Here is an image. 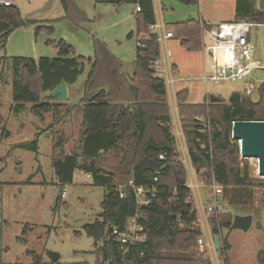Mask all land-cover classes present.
Segmentation results:
<instances>
[{"label": "trees", "instance_id": "obj_1", "mask_svg": "<svg viewBox=\"0 0 264 264\" xmlns=\"http://www.w3.org/2000/svg\"><path fill=\"white\" fill-rule=\"evenodd\" d=\"M61 1L66 17H71L69 0ZM96 1L138 5L135 30L127 37L135 35L142 45L136 44L131 72L125 74L124 80L117 77L121 87L109 82L116 89L109 92L113 97L100 88L81 100L83 131L78 146L65 153L64 140L58 137L51 150L55 178L62 185L70 184L74 172L80 170L90 174L94 184L106 189L100 214L83 226L84 233L93 239L91 253L97 256V264H212L205 251L198 249L197 239L202 232L186 183V169L178 158L170 130L166 83L151 76L150 64L159 57L156 34L149 30V25L155 23L152 0ZM236 13L250 22L264 24V10L256 7V0H237ZM29 22L22 18L17 6L0 3V45L13 30ZM173 31L184 49H201L197 20L177 22ZM54 43V58H10L12 65L9 63L8 68L16 77L12 81L15 111L30 103L31 111L40 118L48 112L53 116L60 114L67 103L44 100L42 94L50 93L62 81L68 87L73 84L87 60L91 68L84 84L85 94L99 84L96 82L106 74V69L112 75L122 73L120 63L101 43L94 44L92 60L74 55L71 45L62 39ZM257 93V100L241 97L238 104L192 103L187 101V88L175 94L191 163L206 184L222 186V198L228 207L264 208V178H252L247 170L241 171L237 142L231 138L232 122L264 120V81L257 86ZM206 113L211 120L209 133L201 131V124L190 123L195 115ZM31 143L36 149V140L15 146L29 147ZM130 180L145 189L149 203L137 205L133 188L128 185ZM218 214L207 218L213 235L219 234L222 225ZM133 217L141 228L139 238L133 244H121L112 235V229L125 231ZM219 242L222 254L227 244L220 238ZM263 254L259 253V258ZM53 264L62 263L57 260Z\"/></svg>", "mask_w": 264, "mask_h": 264}, {"label": "rangeland", "instance_id": "obj_2", "mask_svg": "<svg viewBox=\"0 0 264 264\" xmlns=\"http://www.w3.org/2000/svg\"><path fill=\"white\" fill-rule=\"evenodd\" d=\"M10 1L19 8L22 18L30 22L13 30L4 45H0V264H53L51 252L58 254V263L97 264V256L91 253L93 239L84 233L83 226L93 222L100 214L106 189L94 184L91 175L80 170L74 172L72 183L60 184L51 164V150L58 137L64 140L65 153L75 150L83 131L79 108L81 100L100 88L112 96L110 93L116 89L110 87L109 82L114 81L121 87L117 77L124 80L125 74L131 72L136 57L137 37L128 38L127 34L135 28V5L127 2L114 4L110 1L69 0L71 17L67 18L61 0ZM227 1L237 4V0H194L188 4L180 0H162L163 24L173 29L176 21L183 20L178 19L179 12H176L182 8L195 10L191 16L198 19L199 4L202 14H226ZM230 20L235 21V18ZM39 26L43 27L38 29ZM61 39L71 45L74 55L84 56L86 60L94 58V44L101 43L120 63V72L124 74L118 71L112 75L106 69V74L100 75L96 82L99 84L85 94L84 84L91 68L87 60L77 80L69 86L67 104L60 114L53 116L48 112L41 119L31 111L30 103L22 104V108L15 111L12 81L16 77L8 68L9 63L12 65L10 58H33L36 61L41 57L54 58L57 56L54 42ZM250 39L256 45L253 58L260 65L249 75L250 80L256 83L250 95L244 93V83L205 82L202 76L210 75L211 71L207 56L200 49L188 51L176 37L168 39L166 49L159 40L161 62L167 58L166 52L169 51V63L176 64L170 72L175 81L172 86L166 84L169 111L179 87L188 89L187 101L192 103L202 102L206 94H213L222 98V103L229 104L228 97L233 92L257 100V86L264 81V26H252ZM163 66L167 68V63L163 62ZM48 94L43 93L41 98L55 101L49 99ZM203 102L207 104L208 97ZM204 122H207V129L210 130L211 120L207 113L195 115L190 123ZM47 130L52 133L46 134ZM6 131H9L8 135ZM33 140H36V149L32 148L34 143L29 147L15 146ZM237 152L241 171L247 170L250 177L260 178L257 175V161L241 158L239 148ZM99 162L102 164L101 160ZM203 182L206 184L205 180ZM62 191L65 192L64 197H61ZM200 194L193 195V198L204 236L207 217L213 212L205 211L211 202H203ZM237 215L252 217L247 230L231 228ZM218 216L222 223L218 236L227 244L225 252L221 254L220 249L215 248L214 241L211 247L208 244L202 250L198 248L205 251L211 263L264 264V254L262 258L258 256L264 252V208L227 206ZM135 227L131 223L129 232L135 231ZM75 231H80V234H75Z\"/></svg>", "mask_w": 264, "mask_h": 264}, {"label": "built area", "instance_id": "obj_3", "mask_svg": "<svg viewBox=\"0 0 264 264\" xmlns=\"http://www.w3.org/2000/svg\"><path fill=\"white\" fill-rule=\"evenodd\" d=\"M1 3L9 5L10 1L2 0ZM135 9L139 11L140 7L136 5ZM256 25L257 24L245 20L220 23L215 26L209 25L206 22H200L202 49L207 54L211 71L210 75L204 74L203 80L205 82L211 81L215 84L239 82L244 83L243 90L245 94L250 95L254 91L256 83L250 80L249 75L254 69L259 68L260 65H258V62L253 58L256 45L250 39V30L252 26ZM149 30L156 34L158 44L159 40L163 42V40L174 37L173 30L166 27L165 24L152 23L149 25ZM141 38H143V36ZM136 44L139 46L142 45L139 40H137ZM166 55L167 58H163V62L167 63V68L163 66V62H161L158 57L150 64V69H152L151 76L153 78L163 79L166 84L172 86L175 80L170 74L172 66L168 61V57H170L169 51L166 52ZM166 70H168V74H166ZM206 97L209 99V95H206ZM199 124L203 127L201 131L209 133L207 122ZM159 158H162V155H159ZM154 180L156 181L157 178H154ZM128 185L133 188L138 206L149 203V198L145 195V189L142 186H135L131 180L128 181ZM209 189V201L211 204L206 206L205 211L208 213H219L224 211L227 208V203L222 198V186L212 182L209 184ZM64 196L65 192L62 191L61 197ZM131 223L137 226L135 224V217L131 219ZM131 223H129L125 231H120L115 227L112 229V235L116 237L119 243L133 244L136 239L139 238L138 232L141 228L137 226L134 228L135 231L130 233L128 229ZM197 245L200 250L205 247V243L201 237L197 239ZM219 264L224 263L220 262Z\"/></svg>", "mask_w": 264, "mask_h": 264}, {"label": "crops", "instance_id": "obj_4", "mask_svg": "<svg viewBox=\"0 0 264 264\" xmlns=\"http://www.w3.org/2000/svg\"><path fill=\"white\" fill-rule=\"evenodd\" d=\"M8 1H10V0H8ZM193 1L194 0H191L190 2H193ZM1 2H2V0H0V3ZM10 3H12V2L10 1ZM152 3H153V9H154L155 23L163 24L164 13H162V10H164V7H163L162 0H152ZM183 3H185V2H183ZM186 4H188V3H186ZM226 7L228 8L226 14H220L219 13L217 15H213V14H208L207 13L205 15V14L201 13V8H200V4H199V7H198L199 18L198 19L193 17V16H191V13H194L195 10L183 9L182 8L179 11H176V12L177 13L179 12L178 19H183V20H178L175 23L182 22V21H185V20H188V19H195V20H197L199 22V24H200V22H205V21L207 22L208 21V24L209 23L210 24H214L212 26H215V25H218L220 23L237 22V20H236L237 17H240L243 20H245L242 16H240V15H238L236 13L235 1H233L232 3L227 1ZM256 7H257V3H256ZM135 8H136V5H135ZM135 8H134V14L136 12ZM172 10H174V9H172ZM186 15H189V16H188V18L184 19L183 17H185ZM232 18H235V21H231L230 19H232ZM245 21H248V20H245ZM255 24L264 26V24H259V23H255ZM134 30H135V28H134ZM134 30H131L129 32H132ZM167 41H168V39L167 40H163V44L165 45L166 49H167ZM160 47L161 46L159 45V48ZM200 50L203 53H205L202 48ZM205 55L207 56L206 53H205ZM207 60H208V58H207ZM173 65L176 66L175 63L171 62V66H173ZM171 69H173V67ZM169 71H170V69H169ZM204 71H205V67H204ZM171 72H172V70H171ZM202 78H203V76H202ZM68 88L69 87L67 86V98H68V93H69ZM181 88H185V87L177 88L175 93H174V96H173V105L171 107V111H170V114H169L170 115V121H171L170 122V124H171V129L170 130H171V133L175 137L176 151L178 153V158L182 161V163L184 164L185 169H186V173H187L186 183H187L188 187L191 189L192 201L194 203L193 195L196 194V196H198L201 193L200 195L202 196V201L205 202V201L210 200V197H209L210 196L209 185L208 184H204L202 179L198 176L196 169L194 168V166L191 163V160H190V157H189V153H188L186 137L184 135L182 122H181V119H180V115L178 113V107H177L175 94ZM206 95H209V94H206ZM206 95L204 96L202 102L205 100ZM125 103H126V101H124V104ZM50 132L51 131L47 130L46 134H50ZM73 176H74V174H73ZM206 227H207V232L204 233V236L201 235L202 236L201 238H202L203 242L205 243V246L209 244V246L211 247V243L213 241L214 235L211 233V229H210L208 221L206 223ZM222 262L225 263V264H228L226 261H222Z\"/></svg>", "mask_w": 264, "mask_h": 264}, {"label": "water", "instance_id": "obj_5", "mask_svg": "<svg viewBox=\"0 0 264 264\" xmlns=\"http://www.w3.org/2000/svg\"><path fill=\"white\" fill-rule=\"evenodd\" d=\"M189 3L191 0H181ZM257 8L264 10V0H257ZM237 21L243 19L237 17ZM48 98L57 102H65L67 100V85L62 81L48 94ZM241 101V94L233 92L228 97L229 104H238ZM210 103H221L223 99L210 94ZM231 138L238 143L239 154L241 158H253L257 161V175L264 178V120H236L231 125ZM252 223L250 215L235 216L231 228H239L247 230ZM214 246L216 249L220 248L219 236L213 237ZM1 256V250H0ZM59 258L56 252L50 253V260L57 261Z\"/></svg>", "mask_w": 264, "mask_h": 264}]
</instances>
